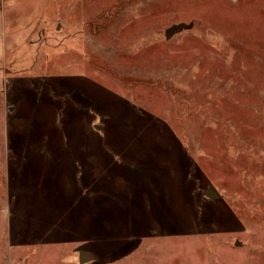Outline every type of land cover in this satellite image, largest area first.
Wrapping results in <instances>:
<instances>
[{
  "label": "rangeland",
  "instance_id": "374dc122",
  "mask_svg": "<svg viewBox=\"0 0 264 264\" xmlns=\"http://www.w3.org/2000/svg\"><path fill=\"white\" fill-rule=\"evenodd\" d=\"M80 250L264 264V0H0V264Z\"/></svg>",
  "mask_w": 264,
  "mask_h": 264
},
{
  "label": "water",
  "instance_id": "95a60500",
  "mask_svg": "<svg viewBox=\"0 0 264 264\" xmlns=\"http://www.w3.org/2000/svg\"><path fill=\"white\" fill-rule=\"evenodd\" d=\"M183 28H187V25L186 24H180V25L170 26L169 28L166 29V37L170 38L175 32H177ZM95 128L100 130L102 128V126L101 125H95ZM206 193H207V196L212 198V199L219 197V193L214 187H210ZM95 259H96V256L93 253L88 252L86 250H80L79 251V261L81 264L88 263V262L93 261Z\"/></svg>",
  "mask_w": 264,
  "mask_h": 264
}]
</instances>
